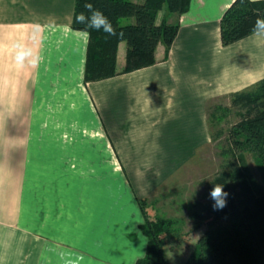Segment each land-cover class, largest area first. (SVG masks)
<instances>
[{
  "label": "crops",
  "instance_id": "obj_1",
  "mask_svg": "<svg viewBox=\"0 0 264 264\" xmlns=\"http://www.w3.org/2000/svg\"><path fill=\"white\" fill-rule=\"evenodd\" d=\"M234 1L161 9L157 23L180 25L168 53L161 42L155 64L86 82L90 36L73 28L75 0H0V264L144 256L135 197L195 156L207 102L264 78V36L222 43ZM125 56L121 42L119 71Z\"/></svg>",
  "mask_w": 264,
  "mask_h": 264
},
{
  "label": "trees",
  "instance_id": "obj_2",
  "mask_svg": "<svg viewBox=\"0 0 264 264\" xmlns=\"http://www.w3.org/2000/svg\"><path fill=\"white\" fill-rule=\"evenodd\" d=\"M191 0H75L73 28L89 32L85 81H98L131 72L157 62L156 50L162 42L169 52L179 31V22L157 23L158 12L165 6L175 14L190 7ZM91 3L112 22L117 35L102 30H87L76 22V16ZM257 18H264V0H235L221 18V40L228 46L254 34ZM125 19H131L125 23ZM122 33V35H121ZM126 44L125 66L117 68L118 50ZM227 128L213 131V139L223 138V170L212 184L225 185L230 193L228 205L213 211L212 203L203 204L199 220L207 225L185 264H264V182L253 179L248 157L259 163L264 176V78L255 85L233 94L230 105L216 104L210 118L220 124L231 115ZM141 225L147 236L144 256L135 264H171L166 247L181 236L164 225L157 229L145 212ZM197 221V220H196ZM194 224L193 230L201 223Z\"/></svg>",
  "mask_w": 264,
  "mask_h": 264
},
{
  "label": "rangeland",
  "instance_id": "obj_3",
  "mask_svg": "<svg viewBox=\"0 0 264 264\" xmlns=\"http://www.w3.org/2000/svg\"><path fill=\"white\" fill-rule=\"evenodd\" d=\"M164 9L166 13H172L166 6ZM129 21L132 20L125 19V23ZM234 93L213 98L206 103L207 139L202 145L197 141L195 156L188 163L179 167L178 171L173 173L167 180L163 177L159 178L150 188L145 190L147 196L135 197L136 202L139 203L142 225L146 223L144 213L147 212L150 213V219L155 222L154 224L158 225L157 229L166 225L168 230L174 231L181 236L180 241H175L172 245L166 247V256L171 264H185L189 255L195 249L198 239L207 229V225L199 220L200 208L203 204L212 203L208 196L209 191L213 187L214 178L221 173L226 163L222 154V146L225 144L224 140L223 138L214 140L213 131L220 128L226 129L229 125L228 121L235 123L238 120V117L232 114L220 124H216L210 118L209 112L216 104L230 105ZM248 163L251 170L250 175H252L253 179L264 182L263 172L255 158L248 157ZM143 168L149 169L148 167ZM123 171L129 186L127 169L124 168ZM129 188L132 194L136 196L131 185ZM125 219H128L130 223L133 217L129 219V216L125 215ZM196 220L201 223V226L193 230ZM138 227L142 230L139 224ZM103 263L105 264V261ZM100 264L102 263L100 262Z\"/></svg>",
  "mask_w": 264,
  "mask_h": 264
},
{
  "label": "clouds",
  "instance_id": "obj_4",
  "mask_svg": "<svg viewBox=\"0 0 264 264\" xmlns=\"http://www.w3.org/2000/svg\"><path fill=\"white\" fill-rule=\"evenodd\" d=\"M84 9L85 11L80 12L76 16L77 23L85 25L87 30H102L108 36L117 35L111 20L100 9L94 8L93 4L91 3H85ZM88 34L89 32L86 31L85 35ZM254 34L257 36H264V18H257ZM25 56L26 53L23 51L17 53V58L20 62H23ZM208 196L212 201L213 211H222L228 205V197L230 196V193L225 191V185L215 183L210 189Z\"/></svg>",
  "mask_w": 264,
  "mask_h": 264
}]
</instances>
